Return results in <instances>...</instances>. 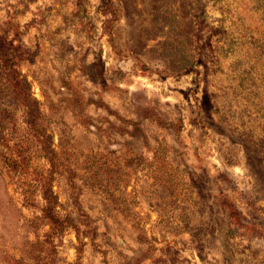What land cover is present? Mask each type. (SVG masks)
I'll use <instances>...</instances> for the list:
<instances>
[{
	"label": "rangeland",
	"instance_id": "rangeland-1",
	"mask_svg": "<svg viewBox=\"0 0 264 264\" xmlns=\"http://www.w3.org/2000/svg\"><path fill=\"white\" fill-rule=\"evenodd\" d=\"M0 264H264V0H0Z\"/></svg>",
	"mask_w": 264,
	"mask_h": 264
},
{
	"label": "trees",
	"instance_id": "trees-1",
	"mask_svg": "<svg viewBox=\"0 0 264 264\" xmlns=\"http://www.w3.org/2000/svg\"><path fill=\"white\" fill-rule=\"evenodd\" d=\"M18 75H19V74H18ZM22 80H23V79H22ZM23 81H24V80H23ZM24 99H25L24 101L27 102L28 99L25 98V97H24ZM26 105H27L28 107H30L29 103H26Z\"/></svg>",
	"mask_w": 264,
	"mask_h": 264
}]
</instances>
